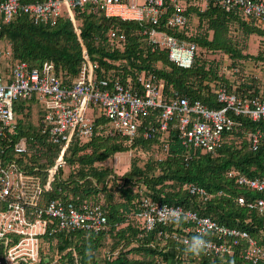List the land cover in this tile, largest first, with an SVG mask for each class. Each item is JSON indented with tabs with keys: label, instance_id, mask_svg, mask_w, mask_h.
Returning a JSON list of instances; mask_svg holds the SVG:
<instances>
[{
	"label": "trees",
	"instance_id": "16d2710c",
	"mask_svg": "<svg viewBox=\"0 0 264 264\" xmlns=\"http://www.w3.org/2000/svg\"><path fill=\"white\" fill-rule=\"evenodd\" d=\"M201 3L187 0L186 27L168 30L196 45L198 53L189 69L171 62L167 49L149 44L148 31L153 27L149 22L108 19L103 11L91 6L73 10L79 35L66 13L55 25L36 24L22 14L3 28L0 41L6 39L11 44V65L26 62L39 66L52 61L64 84L81 75L85 60L80 38L94 66L95 83L102 90L112 91L117 82L140 89L138 79L144 77L161 86L167 99L178 92L210 108H221L215 95L220 87L241 97L264 99L263 78L253 73L255 69L264 72V23L247 17L239 8L226 12L211 0L204 8ZM159 28H163L162 21ZM112 32L117 38H112ZM251 39L261 41L256 54L249 52ZM8 71L5 66L4 72ZM27 104L20 101L16 106L18 126L14 135H8L12 142L7 154L25 171L37 173L38 169L42 173L58 160L62 145L54 144L43 128L32 127V106ZM239 120L241 125L226 134L218 150L204 153L184 146L174 130L166 143L167 152L162 150L158 133V138H143L144 128L155 126L154 115L144 120L135 139L117 133L104 118L97 119L94 136L64 153L52 182V197L77 207L100 205L108 219L107 227L99 233L79 231L68 240L45 236L38 264H50V253L60 248L66 253L56 264H252L241 258L238 247L231 255L220 257L188 253L182 243L159 237V232L175 231L174 225L146 232L137 217L141 200L148 195L155 201L210 217L220 225L246 229L264 245L260 235L264 232V214L237 201L240 197L247 201L264 199V192L236 183L238 176L264 177V142L255 152L248 150L247 142L249 133L264 130V120ZM20 138L27 139L28 150L16 155L13 144ZM126 151L131 152L134 162L128 172L117 176L106 162ZM231 171L237 175L230 177ZM189 185L205 188L213 196L204 201L190 194Z\"/></svg>",
	"mask_w": 264,
	"mask_h": 264
},
{
	"label": "built area",
	"instance_id": "2783aa9c",
	"mask_svg": "<svg viewBox=\"0 0 264 264\" xmlns=\"http://www.w3.org/2000/svg\"><path fill=\"white\" fill-rule=\"evenodd\" d=\"M208 1L202 0L201 8L206 7ZM211 1L226 12L239 8L247 17L264 23V0ZM187 5V0H47L35 3L0 0V32L22 14L36 24L55 25L66 13L79 35L73 10L91 6L103 11L108 19L149 22L153 25L148 31L149 44L167 49L171 62L189 69L194 62L196 45L169 33L186 27ZM161 21L163 28H159ZM111 36L117 38L115 32ZM118 38L124 39L123 36ZM79 40L85 62L81 75L70 84H64L52 61L39 66L26 62L5 63L9 71H0V264H38L45 236H63L68 240L79 231L99 233L106 229L108 219L100 205L77 207L73 202L52 197V182L63 164L64 153L94 136L97 119L104 118L117 133L135 139L144 120L154 115L155 126L144 128L143 138H158V133L162 150L167 152L166 143L174 130L184 146L204 153H214L222 146L226 134L241 125L239 117L253 122L264 120V99L241 97L224 87L215 90L216 100L221 104L219 109L178 92L167 99L161 86L144 77L138 79L140 89L117 82L112 91L102 90L95 83L94 66ZM20 101H35L38 110L31 114L32 127L35 130L43 128L54 144L62 145L58 160L42 173L38 169H35L37 173L25 171L7 154L12 142L8 135L17 131L16 106ZM247 142L250 152L257 151L259 144L264 142V130L249 133ZM27 150L26 138L13 144L16 155L25 154ZM236 175L235 171L229 173L230 177ZM236 183L252 191L264 192V177L238 176ZM188 189L190 194L204 201L213 196L196 185H189ZM237 201L249 210L264 214V199L247 201L240 197ZM140 207L137 217L146 232L174 225L175 231L171 234L159 232V237L171 238L186 246L191 244L192 237L200 234L199 238L210 241L207 249L201 252L205 256L231 255L238 247L244 261L264 264V245L246 229L220 225L210 217L155 201L148 195L142 198ZM260 235L264 238V232L260 231ZM65 253L64 248L53 250L50 264L58 263Z\"/></svg>",
	"mask_w": 264,
	"mask_h": 264
},
{
	"label": "rangeland",
	"instance_id": "374dc122",
	"mask_svg": "<svg viewBox=\"0 0 264 264\" xmlns=\"http://www.w3.org/2000/svg\"><path fill=\"white\" fill-rule=\"evenodd\" d=\"M193 23L195 26L199 25V22L197 19H194ZM260 42L261 41H258V40L250 41L249 48H251V49H249V52H251V53L253 52V54H256ZM262 42H264V41H262ZM263 46H264V44H263ZM196 53H198V50ZM2 56L4 57V58H2V60H3L2 62L9 61L11 63L12 61H14L12 58L11 44L6 39L0 41V59ZM253 73H255L257 76H262L263 81H264V72H260L259 69H255ZM28 103H29V105L32 106L33 114L36 113L38 110V106L36 105L35 101H30ZM132 162H134V160L131 157V152L126 151V152H123V153L117 155L116 157H114V159L112 158L111 160H108L106 162V165L112 166V170L114 172H116L117 176H122L123 174H125L126 172H128L130 170ZM116 200L118 201L117 196H116ZM105 245L107 248L106 243H105ZM106 248H104V250Z\"/></svg>",
	"mask_w": 264,
	"mask_h": 264
},
{
	"label": "clouds",
	"instance_id": "9594fccd",
	"mask_svg": "<svg viewBox=\"0 0 264 264\" xmlns=\"http://www.w3.org/2000/svg\"><path fill=\"white\" fill-rule=\"evenodd\" d=\"M199 235L197 237H192L191 244L186 245L185 251L188 253H192L194 255H200L201 252L205 251L207 249V245L210 244V241H207L203 238H199Z\"/></svg>",
	"mask_w": 264,
	"mask_h": 264
},
{
	"label": "crops",
	"instance_id": "0c3cea01",
	"mask_svg": "<svg viewBox=\"0 0 264 264\" xmlns=\"http://www.w3.org/2000/svg\"><path fill=\"white\" fill-rule=\"evenodd\" d=\"M251 41H255V40H252V39H251ZM2 58H4V57L2 56L1 59H0V71L4 72V67H5L4 63H10V62H9V61H7V62H2V61H3ZM10 64H11V63H10Z\"/></svg>",
	"mask_w": 264,
	"mask_h": 264
},
{
	"label": "bare ground",
	"instance_id": "6f19581e",
	"mask_svg": "<svg viewBox=\"0 0 264 264\" xmlns=\"http://www.w3.org/2000/svg\"><path fill=\"white\" fill-rule=\"evenodd\" d=\"M231 179V178H230ZM246 190V189H245ZM264 195V194H263ZM252 196V195H251ZM254 197V196H253ZM264 197V196H263Z\"/></svg>",
	"mask_w": 264,
	"mask_h": 264
}]
</instances>
